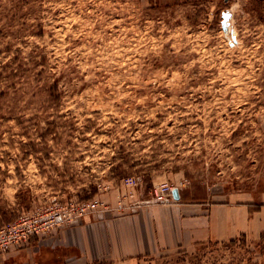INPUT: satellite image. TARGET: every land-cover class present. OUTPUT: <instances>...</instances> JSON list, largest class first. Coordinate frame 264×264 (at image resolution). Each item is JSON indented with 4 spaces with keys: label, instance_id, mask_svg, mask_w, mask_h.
<instances>
[{
    "label": "rangeland",
    "instance_id": "obj_1",
    "mask_svg": "<svg viewBox=\"0 0 264 264\" xmlns=\"http://www.w3.org/2000/svg\"><path fill=\"white\" fill-rule=\"evenodd\" d=\"M172 187L264 208V0H0V227L68 219L0 264H65L41 254L174 202ZM138 258L264 264V237Z\"/></svg>",
    "mask_w": 264,
    "mask_h": 264
},
{
    "label": "crops",
    "instance_id": "obj_2",
    "mask_svg": "<svg viewBox=\"0 0 264 264\" xmlns=\"http://www.w3.org/2000/svg\"><path fill=\"white\" fill-rule=\"evenodd\" d=\"M180 197L155 206L148 213L147 209L140 210L134 215L109 219L106 224L97 221L92 237L83 226L79 230L81 238H66L64 243L69 249L60 253L46 251L41 256L66 260L65 264H90L95 259L107 264H138V257L191 247L197 241L224 242L243 234L255 240L264 237V208L252 210V201L246 202L240 194H231L224 203L216 205L209 200L193 203L181 191ZM103 235H107L106 239ZM69 250L75 251V258L68 257Z\"/></svg>",
    "mask_w": 264,
    "mask_h": 264
},
{
    "label": "built area",
    "instance_id": "obj_3",
    "mask_svg": "<svg viewBox=\"0 0 264 264\" xmlns=\"http://www.w3.org/2000/svg\"><path fill=\"white\" fill-rule=\"evenodd\" d=\"M175 187L168 188L169 193H173ZM89 205H84L86 207ZM92 213H99L100 205L96 202L92 204ZM81 213L79 216H82ZM68 219L63 214H56L49 218V215H43L39 211L24 214L18 220L6 227H0V251H8L16 246L28 242L35 236L45 234L54 229L56 225L66 223Z\"/></svg>",
    "mask_w": 264,
    "mask_h": 264
},
{
    "label": "water",
    "instance_id": "obj_4",
    "mask_svg": "<svg viewBox=\"0 0 264 264\" xmlns=\"http://www.w3.org/2000/svg\"><path fill=\"white\" fill-rule=\"evenodd\" d=\"M223 17V21H222V28L223 31L225 32V34L229 35V34H233V41L236 43L237 42V38L234 35V32L231 28V18H232V14L231 12L228 10L226 12L223 13L222 15ZM173 196L176 200H180V190L178 188H175L173 191Z\"/></svg>",
    "mask_w": 264,
    "mask_h": 264
},
{
    "label": "bare ground",
    "instance_id": "obj_5",
    "mask_svg": "<svg viewBox=\"0 0 264 264\" xmlns=\"http://www.w3.org/2000/svg\"><path fill=\"white\" fill-rule=\"evenodd\" d=\"M176 188V187H175Z\"/></svg>",
    "mask_w": 264,
    "mask_h": 264
}]
</instances>
